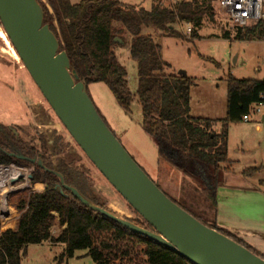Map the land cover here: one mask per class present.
<instances>
[{
  "label": "trees",
  "instance_id": "16d2710c",
  "mask_svg": "<svg viewBox=\"0 0 264 264\" xmlns=\"http://www.w3.org/2000/svg\"><path fill=\"white\" fill-rule=\"evenodd\" d=\"M37 1L44 11V24L49 25L59 40L60 50L68 54L71 69L76 71L79 80L87 85L91 82L107 85L119 107L129 114L132 103L137 100L142 129L155 142L159 159L216 205L221 177L231 171L233 164L228 157L229 125L243 122V117L260 101L264 80H240L229 75L226 119L193 118L190 103L196 79L166 74L171 65L163 60L162 47L151 36L142 34V28L147 27L185 39L175 26L190 25L191 38H198L205 21L213 16L215 0H179L172 6H163L159 1L150 11L118 0H86L78 4L70 0H47L53 15L46 4ZM235 28L234 33L228 32V39L264 41V22ZM125 33L131 37L130 57L137 63L136 95L129 89L127 69L114 51L116 40L124 42ZM217 123L222 124L219 134L215 131ZM40 143L39 147L34 146L23 140L17 130L0 125V166L16 164L31 168V184L46 187L43 192L30 194L28 201L20 205V210L26 205L27 209L17 225L14 209L12 215L2 218L6 230L0 233V264H22L30 246L47 243L65 247L59 264L64 258L74 257L77 251H86L95 264H193L85 207L60 184L53 171L63 177L66 186L74 187L94 205L106 209L90 194V181L84 173L62 159L52 161L53 156L62 152V138H56L52 150L43 136ZM31 160H41L49 171ZM262 170L264 167L249 168L242 175L252 178ZM261 185L264 186V181ZM200 222L264 259L244 240L214 223ZM56 228L62 229L58 235L53 233Z\"/></svg>",
  "mask_w": 264,
  "mask_h": 264
},
{
  "label": "rangeland",
  "instance_id": "374dc122",
  "mask_svg": "<svg viewBox=\"0 0 264 264\" xmlns=\"http://www.w3.org/2000/svg\"><path fill=\"white\" fill-rule=\"evenodd\" d=\"M81 1L86 0H70L72 4H78ZM118 1L127 6L141 7L150 11L159 1L163 6H172L179 0ZM214 2L213 16L205 21L198 32V38L187 37L186 27L183 28L180 25H176L175 28L185 39L170 37L147 27L142 28V34L151 36L154 42L162 47L163 60L171 65V69L167 70L166 74L175 75L182 71L200 84L198 90H193L195 109L190 116L196 118L199 116L195 115H204L203 107L201 108L203 111L200 110L202 114L198 112L197 101L201 94L213 95L214 93L219 102V108L213 117L224 120L226 109L220 101H224L223 95L227 92L226 78L232 75L240 80L264 79V41H237L233 37L228 39L226 36L229 30L234 33L236 28L222 14L217 1ZM47 6L53 12L48 3ZM115 26L120 27L119 24ZM123 39L124 42L118 39L114 51L120 64L126 67L129 89L133 95H136L138 72L137 63L130 57L131 37L125 33ZM87 91L110 131L159 189L198 221L209 220L219 228L215 221L216 206L212 200L198 191L179 172L159 159L155 142L142 129L141 107L137 100L132 103L129 114L119 107L104 83L91 82L87 85ZM0 125L17 130L23 140L34 146H40V138L43 136L51 150L55 147L56 138H62V152L53 156L52 161L57 162L62 159L73 169L84 173L90 181V194L107 210L122 219L135 221L147 227L145 221L116 192L70 137L26 71L1 25ZM217 128L215 127V131H218ZM230 132L232 144L245 141V150L249 151L248 156L241 159V164L234 165V169L236 172L239 169H248L251 167L249 165H252L251 155L264 151V126L261 131H256L246 129L243 125H236L230 128ZM225 176V174L222 175V181L225 180ZM261 178H264V175L256 177L253 182L256 183ZM38 185L30 184L11 197L10 215L14 209L17 218L21 216L25 209L20 210V205L28 201L30 194L43 192L46 188L43 190V187ZM61 230L56 228L53 233L58 235ZM64 252L63 245L47 243L30 246L22 264H59V258ZM60 264L95 263L87 256L86 251H77L74 257L64 258Z\"/></svg>",
  "mask_w": 264,
  "mask_h": 264
},
{
  "label": "water",
  "instance_id": "95a60500",
  "mask_svg": "<svg viewBox=\"0 0 264 264\" xmlns=\"http://www.w3.org/2000/svg\"><path fill=\"white\" fill-rule=\"evenodd\" d=\"M0 25L70 137L147 227L94 205L77 189L66 186L63 177L53 171L78 201L193 264H264V259L183 210L130 157L97 111L87 84L71 69L59 40L44 24V11L37 0H0ZM178 75L187 76L182 71ZM31 162L49 171L41 160Z\"/></svg>",
  "mask_w": 264,
  "mask_h": 264
},
{
  "label": "crops",
  "instance_id": "0c3cea01",
  "mask_svg": "<svg viewBox=\"0 0 264 264\" xmlns=\"http://www.w3.org/2000/svg\"><path fill=\"white\" fill-rule=\"evenodd\" d=\"M41 1L47 6V0ZM215 1H217L218 3L219 0ZM49 11L51 12L50 9ZM227 21L230 23L229 20ZM230 29H232V26H230ZM229 32L231 33L232 31L229 30ZM196 84L197 85L191 90L190 114L194 113L195 109L193 100V90H198L200 88V84L197 82V80ZM223 97L224 101L221 100L220 104H222L226 109V115L224 118L226 119L227 92L224 93ZM197 105L198 112L200 110H204V115H195L199 116L196 118L221 121L218 118L213 117V114H215L219 108V102L216 99L214 93L213 95L201 94V97H199V100L197 101ZM236 125H243L246 129L249 130L254 129L256 131H261L262 127L264 126V114L252 116L249 122L234 123L229 125L228 157L233 164L231 171L224 173L226 175L225 180L222 181L220 187L217 189L215 205L217 212L215 221L220 226V229L226 230L229 233L235 235L238 239L244 240L264 257V186L261 185V182L264 181V178L259 179L258 181H256V183L253 182L256 177H261L262 175H264V170H262L260 174L252 178H246L242 175V172L246 169H239L238 172L235 171L236 169H234V165L241 164L243 158L248 156L249 153V151L247 152V150H245V141H240L239 143L232 144L230 128ZM216 128L218 129L216 133H221L222 124L217 123ZM251 156L252 158H250V162L252 165H249L251 166L249 168L264 167L263 150L254 153V155L252 154ZM38 186H42L43 190L45 188V186L42 184H39ZM18 219L19 218H17V220L15 221L16 225ZM206 222L207 224H213V222L209 220H206ZM16 225H14V227Z\"/></svg>",
  "mask_w": 264,
  "mask_h": 264
},
{
  "label": "built area",
  "instance_id": "2783aa9c",
  "mask_svg": "<svg viewBox=\"0 0 264 264\" xmlns=\"http://www.w3.org/2000/svg\"><path fill=\"white\" fill-rule=\"evenodd\" d=\"M218 4L220 11L233 27H248L264 22V0H219ZM181 27H186V36L190 37L192 27L190 25H181ZM262 114H264V93L250 113L243 117V122H249L252 116ZM32 172L33 169L16 164L0 166V233L4 229L2 216L8 218L11 213L12 208L9 205L11 197L31 184ZM35 188L37 189V186Z\"/></svg>",
  "mask_w": 264,
  "mask_h": 264
},
{
  "label": "bare ground",
  "instance_id": "6f19581e",
  "mask_svg": "<svg viewBox=\"0 0 264 264\" xmlns=\"http://www.w3.org/2000/svg\"><path fill=\"white\" fill-rule=\"evenodd\" d=\"M17 53V52H16ZM20 58V57H19ZM21 60V59H20ZM23 63V62H22ZM24 65V64H23ZM25 67V66H24ZM2 218H5L4 216H2Z\"/></svg>",
  "mask_w": 264,
  "mask_h": 264
}]
</instances>
